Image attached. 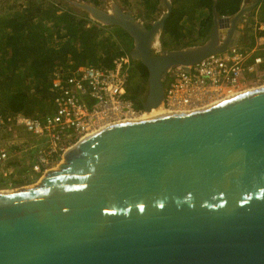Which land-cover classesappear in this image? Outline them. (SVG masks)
Segmentation results:
<instances>
[{"label":"water","instance_id":"1","mask_svg":"<svg viewBox=\"0 0 264 264\" xmlns=\"http://www.w3.org/2000/svg\"><path fill=\"white\" fill-rule=\"evenodd\" d=\"M66 1L129 33L132 59L148 69L142 107L151 110L170 70L241 44L260 0L225 17L214 0L208 38L172 49L162 48L172 0L150 28L114 0L107 9ZM0 264H264V85L110 124L37 183L0 189Z\"/></svg>","mask_w":264,"mask_h":264},{"label":"built area","instance_id":"2","mask_svg":"<svg viewBox=\"0 0 264 264\" xmlns=\"http://www.w3.org/2000/svg\"><path fill=\"white\" fill-rule=\"evenodd\" d=\"M259 7L253 9L248 19V27L255 34L264 31ZM262 51L264 34L251 46L239 44L211 54L188 70L173 68L166 78L160 107L172 112H191L217 103L233 92L254 87L250 83L264 79ZM132 65L130 56L125 54L114 58L108 68L83 65L65 71L56 67L52 74L51 89L55 96L51 112L36 116L1 113L0 131L15 140L23 129L35 138L28 165L41 178L47 170L57 167L65 152L83 137L110 124L139 117L145 111L130 97ZM11 156L6 143H0V161Z\"/></svg>","mask_w":264,"mask_h":264},{"label":"trees","instance_id":"3","mask_svg":"<svg viewBox=\"0 0 264 264\" xmlns=\"http://www.w3.org/2000/svg\"><path fill=\"white\" fill-rule=\"evenodd\" d=\"M84 1L98 6L102 3L101 0ZM243 1L217 0V12L219 15H234L241 9ZM141 2L153 7L162 0ZM172 2V12L165 22L166 38L183 37L188 24H195L196 16L201 15L199 34L207 39L214 26V0ZM61 5L68 9L61 10ZM257 6H260V16L264 17V0H260ZM253 13L252 10L249 16ZM262 34L264 31L255 34L247 26L241 45L255 44L256 38ZM190 43L194 42L186 44ZM132 47L133 39L124 29L101 25L64 0H39L35 5L13 4L10 11L0 14V114L10 111L36 116L51 112L55 96L51 89L52 74L56 67L65 71L83 65L108 68L114 58L125 54L135 62L130 55ZM137 62L147 81V67ZM144 95L140 90L130 97L142 107ZM29 168L30 165L24 170L29 171ZM2 184L6 182L0 179Z\"/></svg>","mask_w":264,"mask_h":264},{"label":"rangeland","instance_id":"4","mask_svg":"<svg viewBox=\"0 0 264 264\" xmlns=\"http://www.w3.org/2000/svg\"><path fill=\"white\" fill-rule=\"evenodd\" d=\"M66 1V0H64ZM101 7L110 8L111 1L113 0H101ZM116 1L124 10L131 11L138 18L144 22H152L158 18L161 13L165 10V4L163 1L156 6L149 7L144 5L141 0H129L128 3L123 0H114ZM39 0H0V14L8 12L11 10L13 4L17 5H35ZM67 2V1H66ZM72 6V5H71ZM77 11V8L72 6ZM68 9L67 6L61 5V10ZM82 12V11H81ZM201 15H197L195 19V24L189 25L186 28V33L183 37L178 39H168L164 35L163 42L165 40V45L167 48L172 49L186 46L189 42H194L190 44H199L203 43L206 37H203L199 34ZM247 30V27H246ZM246 32V31H245ZM163 48V44H162ZM139 62H132L134 73L131 75L128 89L129 91H143L146 94L147 91V81L146 76L141 73V69L138 67ZM148 78V77H147ZM264 85V79L257 81L255 83H250V86L258 87ZM0 143L7 145L8 149L13 156L6 161H0V179L3 183L6 184L0 185V189H14L22 186L32 185L39 181L40 177L36 175L30 168L24 170L28 167V162L31 160L32 150L30 149L31 145L35 143V138L27 133L25 130H19V136L17 139H12L10 135L2 133L0 131ZM27 179L30 180L27 181Z\"/></svg>","mask_w":264,"mask_h":264},{"label":"bare ground","instance_id":"5","mask_svg":"<svg viewBox=\"0 0 264 264\" xmlns=\"http://www.w3.org/2000/svg\"><path fill=\"white\" fill-rule=\"evenodd\" d=\"M263 86V85H261ZM260 87V86H258ZM257 87H251V88H247L243 91H236V92H233L225 97H223L222 99H226V98H229V97H232V96H235V95H239L241 93H244L246 91H249V90H252V89H255ZM172 111H167V110H163L160 106L157 107V108H154V109H151V110H145L139 117H136V118H131V119H127V120H133V119H145V118H150V117H153V116H156V115H159V114H163V113H171ZM175 112V111H174ZM7 189V188H6ZM6 189H2V190H6Z\"/></svg>","mask_w":264,"mask_h":264},{"label":"flooded vegetation","instance_id":"6","mask_svg":"<svg viewBox=\"0 0 264 264\" xmlns=\"http://www.w3.org/2000/svg\"><path fill=\"white\" fill-rule=\"evenodd\" d=\"M146 23V25L150 28L151 27V23L152 22H145ZM248 26V21L247 22H245L242 26H241V28H242V30H243V33H244V35L243 36H245L246 35V27ZM165 48H167V46L165 45V43L163 42V49H165ZM154 53H156V54H159L160 53V51H158V50H154Z\"/></svg>","mask_w":264,"mask_h":264}]
</instances>
